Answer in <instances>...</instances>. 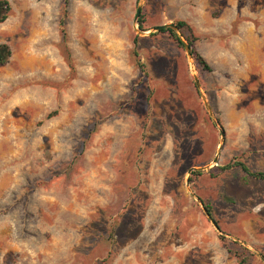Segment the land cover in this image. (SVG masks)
<instances>
[{"label":"rangeland","instance_id":"374dc122","mask_svg":"<svg viewBox=\"0 0 264 264\" xmlns=\"http://www.w3.org/2000/svg\"><path fill=\"white\" fill-rule=\"evenodd\" d=\"M8 1L0 264H264V0Z\"/></svg>","mask_w":264,"mask_h":264},{"label":"trees","instance_id":"16d2710c","mask_svg":"<svg viewBox=\"0 0 264 264\" xmlns=\"http://www.w3.org/2000/svg\"><path fill=\"white\" fill-rule=\"evenodd\" d=\"M10 11H11V5H10L9 1L8 0H0V23L7 19ZM66 16H67V10L65 8L64 9V17L61 18V20H60V24H61L62 31H63V37H65V25H66L65 17ZM176 24L181 29L182 28H189V25L184 20H179L176 22ZM140 28L145 30V28H143L142 24H140ZM162 30H169L172 33V35L174 36V38L177 40V42L181 46H184V41L182 40V38L180 36L177 35V33L172 28H165ZM186 39L188 40L189 45L191 46L192 55L195 57V59L198 61V63L203 65L204 68L210 69L209 64L194 49L193 44H192V40L188 36H186ZM134 45H135V47L137 45V39L136 38L134 40ZM133 55L137 58L139 57V53H138L137 49L133 50ZM10 56H11V49H10L9 45L6 43H0V65H5L9 61ZM66 60L69 63L70 67H73L72 58H71V54L69 51L66 52ZM137 61H138V64L140 65V67L142 69L143 64L140 62L139 58L137 59ZM236 163L240 164L245 170H247V167L242 162H236ZM229 166H230V164H228L224 167L227 168ZM254 175L261 177V178H264V172H256Z\"/></svg>","mask_w":264,"mask_h":264},{"label":"water","instance_id":"95a60500","mask_svg":"<svg viewBox=\"0 0 264 264\" xmlns=\"http://www.w3.org/2000/svg\"><path fill=\"white\" fill-rule=\"evenodd\" d=\"M141 11H142V6H141V5H138L137 10H136V14H135V17H134V20H135V21H138V18H139L140 14H141ZM165 28H172L173 30H178L179 27H178L177 24L174 23V22L159 24V25H157V26L155 27L156 30H162V29H165ZM184 48H185V50L187 51V53H188L189 55H192V52H191V46H190L188 43L184 42ZM195 82H196V85L199 87V86H200V82H199L198 77H195ZM205 104H206V106L208 107L210 114L213 115V112H212V108H211V106H210L206 101H205ZM222 136H223V137L225 136V131H222ZM218 158H219V155H216V156L214 157V159H213V162H214V163H218ZM205 167H206V166H203L202 168H205ZM195 169H196V167H192V168L190 169V172H191L192 170H195ZM187 182H189V179H187ZM204 210H205L206 214L209 216V218L212 220L213 224L217 227V224H216V222L212 219V216H211V214L209 213V211H208L207 209H204Z\"/></svg>","mask_w":264,"mask_h":264}]
</instances>
